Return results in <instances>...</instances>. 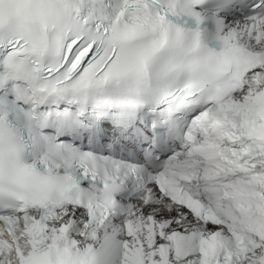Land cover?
I'll list each match as a JSON object with an SVG mask.
<instances>
[{
  "label": "snow or ice",
  "instance_id": "6c2138e0",
  "mask_svg": "<svg viewBox=\"0 0 264 264\" xmlns=\"http://www.w3.org/2000/svg\"><path fill=\"white\" fill-rule=\"evenodd\" d=\"M0 264H264V0H0Z\"/></svg>",
  "mask_w": 264,
  "mask_h": 264
}]
</instances>
